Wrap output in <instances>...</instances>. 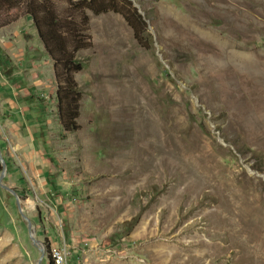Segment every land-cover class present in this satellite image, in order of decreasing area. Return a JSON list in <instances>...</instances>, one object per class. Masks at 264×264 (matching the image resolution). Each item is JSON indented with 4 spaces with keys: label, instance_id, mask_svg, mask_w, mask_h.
Masks as SVG:
<instances>
[{
    "label": "rangeland",
    "instance_id": "obj_1",
    "mask_svg": "<svg viewBox=\"0 0 264 264\" xmlns=\"http://www.w3.org/2000/svg\"><path fill=\"white\" fill-rule=\"evenodd\" d=\"M129 1L152 46L125 2L87 12L77 132L61 126L53 61L22 69L51 113L36 145L0 132L3 184L40 245L0 187V264H51L62 249L68 264H264V88L220 59L233 84L222 89L206 66L214 43L264 63V0ZM1 20L40 44L24 7Z\"/></svg>",
    "mask_w": 264,
    "mask_h": 264
},
{
    "label": "trees",
    "instance_id": "obj_2",
    "mask_svg": "<svg viewBox=\"0 0 264 264\" xmlns=\"http://www.w3.org/2000/svg\"><path fill=\"white\" fill-rule=\"evenodd\" d=\"M56 2L57 0H0V28L9 24V22H2V13H10L24 7L44 50L54 63L58 84L57 108L61 126L65 132L75 133L80 129L77 120L80 116L79 102L82 98L75 75L84 69L83 63L78 59V54L91 47L86 35L89 22L87 12H92L94 15L109 12L120 13V2H125L128 10L122 12V15L134 30L140 46L150 49L152 41L151 37L146 35L147 25L143 16L133 8L129 0H84L80 2L67 0L69 10L65 14L58 12ZM2 170L0 161V172ZM3 209L0 199V210L3 211Z\"/></svg>",
    "mask_w": 264,
    "mask_h": 264
},
{
    "label": "crops",
    "instance_id": "obj_3",
    "mask_svg": "<svg viewBox=\"0 0 264 264\" xmlns=\"http://www.w3.org/2000/svg\"><path fill=\"white\" fill-rule=\"evenodd\" d=\"M37 40L40 44L30 42L22 31H0V132L11 139L28 134L32 144L34 136L39 139L40 133L32 129L44 130L46 116L51 113V97L36 89L34 83L28 86L25 70L22 71L24 67L39 70L51 64L49 56L44 57L41 41Z\"/></svg>",
    "mask_w": 264,
    "mask_h": 264
},
{
    "label": "bare ground",
    "instance_id": "obj_4",
    "mask_svg": "<svg viewBox=\"0 0 264 264\" xmlns=\"http://www.w3.org/2000/svg\"><path fill=\"white\" fill-rule=\"evenodd\" d=\"M213 45L214 47H216L215 49H217L218 54L208 57L206 59V66L212 73L211 75L220 77V86L222 87V89H230L231 87H233V84L228 67L223 65V63L220 62V59H226L228 63L234 64L235 67L240 69V71L246 77L253 80L256 86H262L264 88L263 62H258L257 60L253 59L255 58L254 56H252V58L249 54H243L236 50L228 51L226 50V47H224V45L221 43H214ZM54 264H57L56 256L54 257Z\"/></svg>",
    "mask_w": 264,
    "mask_h": 264
},
{
    "label": "water",
    "instance_id": "obj_5",
    "mask_svg": "<svg viewBox=\"0 0 264 264\" xmlns=\"http://www.w3.org/2000/svg\"><path fill=\"white\" fill-rule=\"evenodd\" d=\"M135 7H136L137 9H139V12H140L142 15H144V13L140 11V7H139L138 5L135 4ZM0 161H1V164H2V168H3V171H2V173H1V175H0V187H1L2 189H5L6 191L12 193V194L15 196L16 201H17V205H18V208H19V212H20L21 216L27 221V226H28L29 235H30V238H31L33 244H34V245H40L39 242L36 241V240L34 239V237H33V232H34V230H33V229H34L33 224H32V222H31V220H30L28 217L25 216V214H24V212H23V210H22V208H21V203H20V200H19V198H18L16 192H15L14 190L10 189L9 187H7L6 185L3 184V178H4V176H5L6 163H5L4 160L2 159L1 154H0ZM40 251H41V254H42V257H41V261H42L43 258H44V256H45V250H44L43 248H40ZM41 261H40V262H41ZM39 264H40V263H39Z\"/></svg>",
    "mask_w": 264,
    "mask_h": 264
},
{
    "label": "built area",
    "instance_id": "obj_6",
    "mask_svg": "<svg viewBox=\"0 0 264 264\" xmlns=\"http://www.w3.org/2000/svg\"><path fill=\"white\" fill-rule=\"evenodd\" d=\"M55 256L57 258V264H68V254L67 250L62 249L55 252Z\"/></svg>",
    "mask_w": 264,
    "mask_h": 264
}]
</instances>
